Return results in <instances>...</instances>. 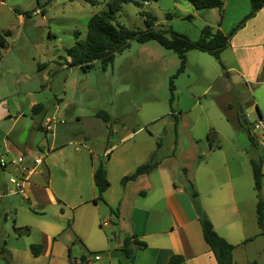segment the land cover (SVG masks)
Returning <instances> with one entry per match:
<instances>
[{
    "label": "rangeland",
    "instance_id": "1",
    "mask_svg": "<svg viewBox=\"0 0 264 264\" xmlns=\"http://www.w3.org/2000/svg\"><path fill=\"white\" fill-rule=\"evenodd\" d=\"M47 2L0 0V34L12 33L0 61V161L17 159L18 155L6 151L13 145L23 150L43 149L39 153L45 164L30 182L40 188L49 185L59 203L51 204L48 195L39 197L35 191L27 193L30 196L26 198L11 182L20 176L18 168L4 170L0 166V251L27 248L29 253V245L43 239V230L59 226L61 232L56 237L71 249L73 260L84 256L90 264H125L119 247L131 232V211H123L124 217L119 219L117 208L95 205L92 199L99 193L93 167L102 164L111 169L112 179L122 181L131 168L118 158L123 150L137 149L136 160L140 161L151 145L161 144L163 156L175 154L176 159L170 161L174 180L186 185L193 204L189 182L195 186L198 181L197 163L213 141L220 144L223 154L246 153L248 156L242 157L249 161L255 158L254 153L264 157L260 146L264 132L256 131L259 140L254 145L240 121L241 109L251 126L260 121L257 109L264 119V84L242 78L232 49L221 55L227 70L211 55L194 50L187 54L185 71L179 73L177 55L156 41L132 42L130 48L116 54L106 71L96 62L91 72L84 73L70 67L68 50L77 40H86L92 17L108 10L110 0H100L95 7L83 0H56L46 6ZM223 2L221 10L202 11L186 0H159L143 9L124 4L113 22L143 31L144 10L153 14L155 26L168 31V36L174 31L196 41L208 26L229 35L251 12V0ZM43 7L45 16L41 14ZM14 9L30 12V16L18 15ZM31 104H42L46 117L56 116L66 122L59 132L64 136L59 139L64 145L58 142L60 147L55 152L47 151V144L51 145L55 136L37 129L43 115L33 114ZM100 112L108 114L110 122L99 118ZM88 130L92 131L91 140L78 138ZM212 131L218 138L211 142L208 134ZM134 132H138L137 136L128 138ZM117 147L112 162L103 156L105 150ZM130 186L134 202L138 199V185ZM118 189L119 185H114L111 192ZM83 200L90 202L82 204ZM253 212L255 216L256 209ZM155 217L166 221L161 209ZM96 256L100 259L96 260ZM30 262L32 259L22 254L17 264ZM0 264H8L1 254Z\"/></svg>",
    "mask_w": 264,
    "mask_h": 264
},
{
    "label": "crops",
    "instance_id": "2",
    "mask_svg": "<svg viewBox=\"0 0 264 264\" xmlns=\"http://www.w3.org/2000/svg\"><path fill=\"white\" fill-rule=\"evenodd\" d=\"M245 32L246 34L241 36ZM227 49L233 50L237 59V68L243 79L249 82H257L258 85L264 84V8L236 33ZM224 70H227L226 67ZM228 74L229 72L226 71V75ZM33 105L31 104L32 108ZM228 107L229 113H231L232 106ZM56 108L58 110L60 106H56ZM257 112L260 115L258 109ZM36 115H43L41 124H38L37 129L44 131L49 136H55L54 142L51 145L47 144V151L55 152L60 144L64 145V141H60L64 136H60L59 132L66 125V122L59 121L56 116L52 119L46 117L47 113L44 107ZM229 118L232 119L231 115ZM109 133L111 134V132ZM137 133L134 132L128 138H135ZM91 136L92 131L88 130L79 134L78 138L91 140ZM58 142H60L59 145ZM262 143L264 142H261L260 146L264 153ZM159 145L160 147L151 145L142 154L140 161L136 160L137 149L121 152L118 158L131 166L125 173L127 176H129L128 174L132 175L140 165L146 164L154 154V160L158 162V167L151 174L143 175L126 185L121 183V179H112L111 169L105 166L111 187L103 194L104 201H99L95 205L99 208L101 204H104L106 207L112 208L111 210L117 208L119 219L124 217L123 211L130 209L132 229L127 237L137 236L139 241L147 244L145 250H135L133 264H169L170 259L174 256L184 258L181 264H218L214 254L204 241L197 214L186 193V185L181 186L174 180L170 161L176 159V156L174 153L163 156V146ZM118 148H115L114 151L105 150L103 156H108V160L112 162ZM39 150L43 151V149ZM6 151L7 154L14 153L18 157L9 160V162L5 159L8 165L4 168L1 167L4 170L11 166H16L19 172H21L20 168L22 167L31 170L35 167L37 159H42V165L45 164V158L40 155V151H34L30 148L23 150L16 145L9 147ZM254 154L255 158L253 157L250 161L249 158L242 157L248 156L246 153L240 155L239 152L238 155L232 154V156L227 153L223 154L220 144H215L213 141L209 151L203 153L201 161L197 163L198 181L194 183L199 193L200 204L212 221L216 232L227 242L236 246L233 252L234 264H264V236L260 235L257 213L255 216L253 214V209H256L257 205V197L251 166L252 160L258 161L263 158L262 172L264 174V157H258L256 153ZM20 160H22L21 163ZM97 168L93 167V179ZM38 169L29 175L28 180L21 188L17 187L19 193L28 198L30 195L27 193L32 194L35 191L39 197L48 195L51 204H58L59 200L49 185L40 188L30 182L31 178L38 173ZM48 175L49 173H47ZM133 183L138 185V199L134 202L130 199V194L133 192L130 185ZM114 185L117 187L119 185V189L112 193L111 189ZM5 192H8L7 188ZM262 193L264 197V179ZM2 195V191H0V199L3 198ZM97 197L95 193L92 200ZM83 201L79 204L90 202L88 200ZM160 209L165 214L166 221L161 222V219L155 217ZM60 232L59 226H52L50 229L42 231L43 239H40L36 244H41L43 251L37 258L31 254L30 246L32 244L28 248L30 254L26 252L27 248L23 250L17 248L16 251L3 248L0 254L5 257L8 264H17L22 254H26L29 260L32 259L31 264H90L91 262L86 257L85 261H82V258L81 260L71 258V249L56 237V234H60ZM249 239L252 240L246 243ZM121 244L123 245V242ZM5 245L8 246L7 242ZM122 245L119 247L120 250ZM124 260L125 264H130L127 262L125 254Z\"/></svg>",
    "mask_w": 264,
    "mask_h": 264
},
{
    "label": "trees",
    "instance_id": "3",
    "mask_svg": "<svg viewBox=\"0 0 264 264\" xmlns=\"http://www.w3.org/2000/svg\"><path fill=\"white\" fill-rule=\"evenodd\" d=\"M53 1L56 0H48L46 6ZM83 1L94 7L100 3V0ZM186 1L192 4L197 11L211 9L221 10L224 6L223 0ZM153 2L156 3L159 2V0H110L107 4L108 10L95 14L92 17L88 27L86 40H77L75 45L68 50L70 67L79 68L84 73H89L94 69L95 63L100 62L102 69L106 71L107 68L113 64L116 54L130 48L132 42L146 44L151 41H156L161 47L168 51H172L177 55L180 61L179 73L185 71L187 54L194 50L211 55L221 64L223 69H225V65L221 61L222 53L229 47L230 41L236 33L264 8V0H251L250 14L247 15L229 35H225L220 29L215 30L208 26L202 30L200 38L196 41L174 31H171V35L168 36V31L158 29L155 26L154 23L156 18L153 14L144 10L141 14L146 18V29L143 31L131 30L124 25L114 24L113 20L115 15L121 10L124 4H133L140 9H143L148 3ZM38 5L40 4L38 3ZM14 12L18 15L30 16V12H23L19 9H14ZM41 14L45 16V7L41 9ZM11 35V31H6L0 34V61L3 57L2 50L8 48L7 38ZM171 91H174L173 83H171ZM42 109L43 105L37 104L33 106L32 111L36 115L42 111ZM97 116L102 118L105 122H110V116L104 112L98 113ZM261 119L263 118L261 117ZM250 137L252 143L256 145L257 139L252 136ZM217 138L218 135L215 131L208 134V141L212 142V140H217ZM154 158L155 154L146 164L138 167L132 175L125 176L121 183L126 185L129 182L136 181L143 175L151 174L158 167V162H156ZM262 164L263 158L258 161H251L255 182L254 188L257 197V223L261 231L260 235L264 236V197L262 193L264 174L262 172ZM94 183L99 193V197L93 202L97 204L99 201L103 200V194L111 187L108 173L102 164L97 168L94 174ZM189 187L192 192V202L202 228L204 241L209 246L210 251L214 254L218 264H234L233 252L236 246L227 242L216 232L212 221L200 204L199 193L195 189L194 184L189 182ZM24 230L29 232V228H24ZM251 240L252 239H249L246 243ZM146 248L147 244L145 242L139 241L137 236H131L124 240L121 251L125 254L127 262L133 264L135 250H145ZM30 251L32 256L37 258L41 255L43 246L41 244H32L30 246ZM82 261H85V257H82ZM183 261L184 258L182 256H174L170 259L169 264H181Z\"/></svg>",
    "mask_w": 264,
    "mask_h": 264
},
{
    "label": "built area",
    "instance_id": "4",
    "mask_svg": "<svg viewBox=\"0 0 264 264\" xmlns=\"http://www.w3.org/2000/svg\"><path fill=\"white\" fill-rule=\"evenodd\" d=\"M256 126V131L259 129L261 130L262 132H264V120L263 119H260L259 123L255 125ZM262 138L264 139V135H262ZM257 140H259V137L257 138ZM262 145H264V143H262ZM22 162V160H20V163ZM43 163V160L42 159H37L35 161V167L33 169H28L26 167H22L20 168V173H21V176L18 177V178H12L11 179V182L13 184L16 185V187H19L21 188L22 185L28 180V177L29 175L33 174L36 172V170L38 169L39 166H41ZM8 165V162L5 160V159H1L0 161V166L2 168L6 167ZM100 259V256H96V260H99Z\"/></svg>",
    "mask_w": 264,
    "mask_h": 264
},
{
    "label": "water",
    "instance_id": "5",
    "mask_svg": "<svg viewBox=\"0 0 264 264\" xmlns=\"http://www.w3.org/2000/svg\"><path fill=\"white\" fill-rule=\"evenodd\" d=\"M259 118L261 119V116L259 115ZM240 121L243 124V126L249 131L250 136L257 139V133H256V126H251L249 121L247 120L246 115L244 114V111L241 109L240 111Z\"/></svg>",
    "mask_w": 264,
    "mask_h": 264
}]
</instances>
